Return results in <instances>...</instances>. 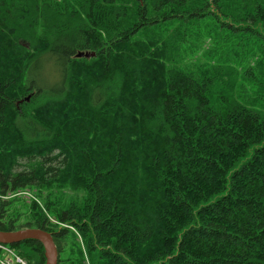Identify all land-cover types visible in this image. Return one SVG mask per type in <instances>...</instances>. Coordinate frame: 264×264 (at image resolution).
I'll list each match as a JSON object with an SVG mask.
<instances>
[{"label":"trees","instance_id":"1","mask_svg":"<svg viewBox=\"0 0 264 264\" xmlns=\"http://www.w3.org/2000/svg\"><path fill=\"white\" fill-rule=\"evenodd\" d=\"M25 188L0 230L59 264H264V0H0V197Z\"/></svg>","mask_w":264,"mask_h":264},{"label":"water","instance_id":"2","mask_svg":"<svg viewBox=\"0 0 264 264\" xmlns=\"http://www.w3.org/2000/svg\"><path fill=\"white\" fill-rule=\"evenodd\" d=\"M76 57L91 58L95 57V53H79ZM27 101H30L29 97L27 98ZM22 103L23 101H20L17 106ZM27 240H36L43 245L46 258L45 264H59L60 254L51 233L39 228H23L13 231L0 230V243L13 245Z\"/></svg>","mask_w":264,"mask_h":264},{"label":"rangeland","instance_id":"3","mask_svg":"<svg viewBox=\"0 0 264 264\" xmlns=\"http://www.w3.org/2000/svg\"><path fill=\"white\" fill-rule=\"evenodd\" d=\"M52 69V68H51ZM51 69H46L45 73L48 74V85L53 86L56 81L59 80V75L53 74V72H50L49 70ZM253 93L250 91L247 95L250 96ZM43 195H46L45 191L40 192ZM12 200L11 204L7 206L6 208L8 209V215L14 218L16 215L20 214L21 216L18 217V225H23L26 222V218L29 214L31 205L33 202L39 203L42 207H44L43 200L39 197V192L38 189L36 188H25L21 190H17L13 193H9L5 197H0V204ZM56 222V220H52ZM18 251V249H15Z\"/></svg>","mask_w":264,"mask_h":264},{"label":"built area","instance_id":"4","mask_svg":"<svg viewBox=\"0 0 264 264\" xmlns=\"http://www.w3.org/2000/svg\"><path fill=\"white\" fill-rule=\"evenodd\" d=\"M0 264H31L10 245L0 243Z\"/></svg>","mask_w":264,"mask_h":264}]
</instances>
